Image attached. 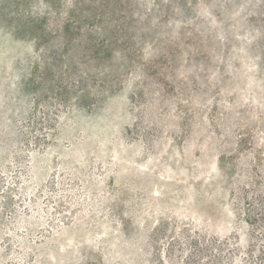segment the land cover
Segmentation results:
<instances>
[{
  "label": "rangeland",
  "instance_id": "obj_1",
  "mask_svg": "<svg viewBox=\"0 0 264 264\" xmlns=\"http://www.w3.org/2000/svg\"><path fill=\"white\" fill-rule=\"evenodd\" d=\"M0 264H264V0H0Z\"/></svg>",
  "mask_w": 264,
  "mask_h": 264
}]
</instances>
